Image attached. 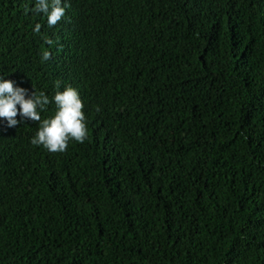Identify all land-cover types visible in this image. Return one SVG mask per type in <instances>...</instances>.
I'll list each match as a JSON object with an SVG mask.
<instances>
[{"label":"trees","instance_id":"16d2710c","mask_svg":"<svg viewBox=\"0 0 264 264\" xmlns=\"http://www.w3.org/2000/svg\"><path fill=\"white\" fill-rule=\"evenodd\" d=\"M32 4L0 0V75L41 119L75 88L87 137L0 124V264H264V0Z\"/></svg>","mask_w":264,"mask_h":264},{"label":"clouds","instance_id":"9594fccd","mask_svg":"<svg viewBox=\"0 0 264 264\" xmlns=\"http://www.w3.org/2000/svg\"><path fill=\"white\" fill-rule=\"evenodd\" d=\"M68 7V0H33L32 7L27 10L42 14L46 17L47 26L51 27L64 17ZM40 29L41 25L37 23L32 31L39 33ZM45 43L51 44L52 41L46 40ZM49 58V51H42L41 60ZM49 103V97L44 92L37 93L35 89L29 92L16 81L0 75V124L11 128L25 121H37V131L29 142L48 152L65 151L69 140L82 143L87 137V128L78 91L71 86L56 91L51 97V103L55 105L54 114L41 119L40 112Z\"/></svg>","mask_w":264,"mask_h":264}]
</instances>
